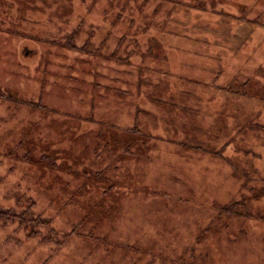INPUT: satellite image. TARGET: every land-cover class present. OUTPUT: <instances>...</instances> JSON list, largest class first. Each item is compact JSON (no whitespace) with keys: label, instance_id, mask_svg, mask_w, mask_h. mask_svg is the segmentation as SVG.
<instances>
[{"label":"rangeland","instance_id":"1","mask_svg":"<svg viewBox=\"0 0 264 264\" xmlns=\"http://www.w3.org/2000/svg\"><path fill=\"white\" fill-rule=\"evenodd\" d=\"M12 1L0 0V264H264V0H163L148 41L182 85L176 99L140 94L145 111L97 83L133 75L112 35H83L105 20L26 24ZM116 158L122 171L107 169Z\"/></svg>","mask_w":264,"mask_h":264},{"label":"trees","instance_id":"2","mask_svg":"<svg viewBox=\"0 0 264 264\" xmlns=\"http://www.w3.org/2000/svg\"><path fill=\"white\" fill-rule=\"evenodd\" d=\"M6 2L9 5H14V2L12 0H6ZM164 3L165 2L163 0H154V1L153 0H17L16 5L17 8L20 10V13L23 14V16L20 18H22V20L26 24L29 22H34V23L41 22L40 19L34 17L35 15L40 16L41 15L40 13H43L44 20L45 19L50 20V22H54L60 27L72 28L75 30L82 28L80 26L83 24L82 22H84L85 17L87 18L92 17V18H97L99 20L101 19L105 20L106 28L94 27L93 34H90L91 32L89 31L88 32L83 31V35L89 37L90 35H94L95 37H97V39L99 38V40L101 41L106 40L107 37L110 38V36L112 35L111 42H114L118 46V48L119 47L122 48L121 52H118L117 57H123L127 59L126 61L129 68L128 69L123 68V70L124 71L130 70V66H131V71L133 75H131L132 80L131 82H129L127 77L122 74L128 72L122 71L121 73L122 79L117 77L115 78L118 81L121 82L124 81L125 85L121 84V86L111 87L109 80L110 79L113 80V78L112 75L109 74V72H106L105 74H101L103 75L101 77L105 79L102 80L101 78V80H99L97 83L101 88L109 87L107 88L108 90L103 89L107 93L108 98L110 97L116 98L117 95L130 96L135 99V101L131 103L139 105V108H143L140 110L145 111L146 109L141 104V100L139 98L140 94H144V95L146 94V98H144V101L146 99L148 100L149 98H151L148 96L150 94L154 97L151 100H155L156 95H158V97L161 95H167L169 97L176 99L177 91H179V86L182 85V82L179 79V75L171 74L164 69V65H163L164 58L162 59L163 61L162 64H160L159 59H161V56L159 54L162 51V47H165V45L162 44V47H157L155 45H150V41H148V39L151 36V32L149 31V29L151 28L150 26L154 21L153 20L155 16L154 14H156L157 13L156 11H158L162 7H165ZM154 7L156 8L154 11H152V8ZM177 8L178 10H180L179 7ZM163 15L166 16L168 14L162 13L160 17ZM240 16L243 17L242 15ZM169 21L171 20L169 19ZM98 29L102 32L101 34L99 33ZM163 29L164 26L163 24L160 23L156 29V32L154 33V37L159 39L163 34ZM77 32L79 33V31ZM90 72L93 74V70H90ZM146 72L151 73L152 76L149 78V76L145 75ZM172 76H176L175 79L176 78L178 79L171 80ZM147 78H149L148 81L150 84H146V82L143 81V79H147ZM134 79L137 80L136 86L132 84ZM140 79L142 80L140 81ZM167 89L169 90V92L166 93ZM137 96L140 102L136 100ZM6 98L10 101L14 102L15 100L20 103H25L28 101V99H24L23 97H22L23 99L17 97L18 99L17 100L16 97L12 95H9V97L6 96ZM83 106L84 103L82 107ZM77 116L78 118H80L79 123H82V121L85 120L88 122L89 119L92 120L94 119V117L91 115L85 117H82L80 115ZM101 122L103 123L105 128L109 127L105 119H103V121L101 120ZM138 127L139 126H137V128ZM105 128L101 129V131L105 130ZM134 131L140 132L137 129ZM247 149H251V148H247ZM26 151L29 154H31L32 152L30 149H27ZM48 155L49 153L45 152V155L43 156L47 158V160L52 159L51 161H54L55 163L56 159L54 160L52 157ZM117 159L118 158L114 159L111 164L109 163L110 166L107 169L110 168L111 170H116L118 169L119 166L120 171H122L120 164L116 161ZM39 163L43 164L46 162L44 160L42 162L40 159ZM55 164L58 163L56 162ZM105 174L106 172H103V175ZM97 175H98V179L100 176H102L101 173H98ZM106 180L111 181L112 179L106 177ZM112 185L114 187V183ZM66 199L67 200L65 204H70V202L72 201L70 199L73 198H69L70 201L68 200L67 197ZM6 213L10 214L9 216L10 218H14V219L18 218V216H16L14 213H10V208L7 209ZM18 219H20V217ZM22 222L25 224V226L29 224L31 227H36L37 226L36 223L38 224L43 223V221H40L39 218H32V217H30L29 220H26V222H24V220H22ZM69 237H67V239Z\"/></svg>","mask_w":264,"mask_h":264}]
</instances>
